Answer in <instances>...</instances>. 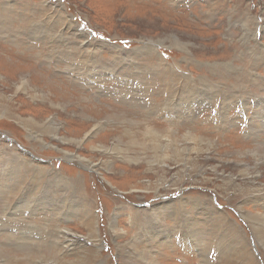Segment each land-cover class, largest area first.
Returning <instances> with one entry per match:
<instances>
[{"label":"rangeland","instance_id":"obj_1","mask_svg":"<svg viewBox=\"0 0 264 264\" xmlns=\"http://www.w3.org/2000/svg\"><path fill=\"white\" fill-rule=\"evenodd\" d=\"M0 96V264H264V0H0Z\"/></svg>","mask_w":264,"mask_h":264},{"label":"bare ground","instance_id":"obj_2","mask_svg":"<svg viewBox=\"0 0 264 264\" xmlns=\"http://www.w3.org/2000/svg\"><path fill=\"white\" fill-rule=\"evenodd\" d=\"M3 56V55H2ZM4 59V58H3ZM6 59V58H5ZM39 74V73H38ZM37 74V75H38ZM1 97V96H0ZM259 215V214H258ZM258 215L256 216V214H254V213H250V216L253 218V219H256V220H259V218H258ZM263 216V215H262ZM260 217V216H259ZM252 219V220H253ZM253 223V222H252ZM257 222H254V226L258 229V230H260L261 229V227H259V226H257V224H256ZM261 224V223H260ZM2 227V226H1ZM88 228V227H87ZM263 229V228H262ZM90 230V229H89ZM92 232H93V230H92ZM257 233V232H256ZM259 233V232H258ZM258 235V234H257ZM258 240H259V238H258ZM263 244H264V241H263ZM155 261V260H154ZM148 263H149V261H148Z\"/></svg>","mask_w":264,"mask_h":264},{"label":"water","instance_id":"obj_3","mask_svg":"<svg viewBox=\"0 0 264 264\" xmlns=\"http://www.w3.org/2000/svg\"><path fill=\"white\" fill-rule=\"evenodd\" d=\"M37 158V157H36Z\"/></svg>","mask_w":264,"mask_h":264}]
</instances>
